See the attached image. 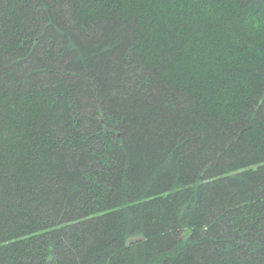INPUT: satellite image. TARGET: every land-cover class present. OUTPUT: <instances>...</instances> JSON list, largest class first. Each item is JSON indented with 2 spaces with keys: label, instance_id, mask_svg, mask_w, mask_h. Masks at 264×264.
I'll return each mask as SVG.
<instances>
[{
  "label": "trees",
  "instance_id": "trees-1",
  "mask_svg": "<svg viewBox=\"0 0 264 264\" xmlns=\"http://www.w3.org/2000/svg\"><path fill=\"white\" fill-rule=\"evenodd\" d=\"M0 264H264V0H0Z\"/></svg>",
  "mask_w": 264,
  "mask_h": 264
}]
</instances>
